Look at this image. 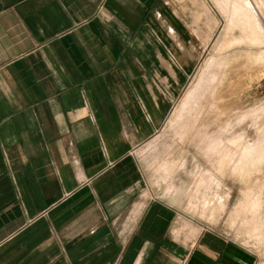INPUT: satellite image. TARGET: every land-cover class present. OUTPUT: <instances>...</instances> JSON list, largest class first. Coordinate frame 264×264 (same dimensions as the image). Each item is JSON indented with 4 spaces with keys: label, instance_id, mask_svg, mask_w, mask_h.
<instances>
[{
    "label": "crops",
    "instance_id": "1",
    "mask_svg": "<svg viewBox=\"0 0 264 264\" xmlns=\"http://www.w3.org/2000/svg\"><path fill=\"white\" fill-rule=\"evenodd\" d=\"M190 6L0 0V264H251L181 231L137 158L184 84L163 45L197 42Z\"/></svg>",
    "mask_w": 264,
    "mask_h": 264
},
{
    "label": "rangeland",
    "instance_id": "2",
    "mask_svg": "<svg viewBox=\"0 0 264 264\" xmlns=\"http://www.w3.org/2000/svg\"><path fill=\"white\" fill-rule=\"evenodd\" d=\"M187 1L197 42L163 45L185 81L137 158L181 231L211 232L264 264V0Z\"/></svg>",
    "mask_w": 264,
    "mask_h": 264
}]
</instances>
